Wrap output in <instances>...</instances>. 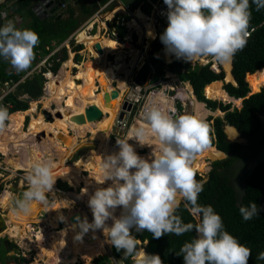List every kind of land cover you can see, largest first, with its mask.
<instances>
[{
  "label": "clouds",
  "instance_id": "obj_1",
  "mask_svg": "<svg viewBox=\"0 0 264 264\" xmlns=\"http://www.w3.org/2000/svg\"><path fill=\"white\" fill-rule=\"evenodd\" d=\"M164 3L168 26L160 40L166 53L189 63L211 58L222 66H231L237 52L247 45L252 4L257 11L264 9V0H164ZM39 42L35 31L19 28L12 20L0 26V58L17 72L31 67ZM11 118L8 108L0 106V134L7 131ZM141 121L126 138H116L118 152L102 158L95 181L98 185L111 183L97 187L89 196L93 220L76 218L77 223L70 226L79 229L74 240L82 242L90 230H102L107 243L118 252L123 250V260L131 259L133 264H163L159 255L148 254L139 247L140 241L132 235V229L147 230L154 238L195 231V238L185 242L177 253L183 256L184 264H249L251 249L225 229L213 206L198 202L203 183L197 181L192 165L209 147L207 124L192 115L174 116L158 106L146 107ZM152 138L158 142L159 151L152 152L151 159L140 156L129 143L135 140L141 147L151 146ZM54 172L51 161L31 164L25 177L27 189L10 198L14 215L28 216L34 205L48 207L47 194L52 192L58 177ZM82 194H87V189ZM182 204L193 216L200 217L198 223L184 222L178 214ZM118 208L119 217L115 215ZM260 211L255 202L239 206L245 221L257 217ZM60 220L66 218L61 215ZM108 221H112L111 225ZM257 259L264 261V252Z\"/></svg>",
  "mask_w": 264,
  "mask_h": 264
},
{
  "label": "trees",
  "instance_id": "obj_2",
  "mask_svg": "<svg viewBox=\"0 0 264 264\" xmlns=\"http://www.w3.org/2000/svg\"><path fill=\"white\" fill-rule=\"evenodd\" d=\"M38 1L5 0L0 3V10L6 8L9 11V15L15 16L17 18V27L32 29L39 35L38 48L42 50L43 55L48 53L44 48L45 45H50L52 42L61 45L64 41L69 40L71 50L75 51L74 61L77 63L81 61V55L78 50L82 47L79 44H73L72 36L80 30L83 23L89 21L99 6L105 4L108 0H66L64 1V6L58 10L51 13L49 9L41 14L37 12L35 7ZM120 1L130 4L131 9L145 2V0ZM112 4L114 2L110 3L108 7L111 8ZM250 10L251 36L246 47L242 51L237 52L232 62L231 72L235 83L228 81L222 84V88L230 97L241 100L240 107L234 106L231 101L223 102L206 97V86L212 81L223 80L225 76L221 68L215 71L210 67V63L191 64L182 59H176L175 55L172 54L170 62L165 63L161 60L155 66L153 65L155 71L154 74L150 75V78L151 82H156L164 77L165 71L171 72L180 81L189 83L196 100L202 102L206 109L211 111L218 109L222 112V115H209L207 117V120L210 121L208 124L209 146H214L216 150L224 152L226 156L222 159H215L210 163L207 178L203 182H201V175L195 174L197 181L203 183V191L199 194L198 202L201 205L213 206L214 210L222 217L225 229L238 238L241 244L251 249L252 255L249 264H264V261L257 259V255L260 252H264V207L261 205L262 184L260 181L264 174V163H257L251 172L245 176L242 194L238 198L231 184V171L236 158L245 147L239 142L229 140L224 130L225 125H230L236 128L242 136L248 138L260 137L264 143L260 120V113L264 108V9L257 11L255 4H252ZM2 25L3 21L0 20V26ZM114 28L119 38L126 34L124 25L114 23ZM164 31L163 25L157 27L158 35L161 36ZM135 39L136 35L133 34V40ZM151 49L155 50V52L158 51V47L155 44L151 46ZM50 58L53 60L51 69L53 72H57L61 62L66 61L68 58L66 48L62 47L58 52L52 54ZM56 58L59 60L56 61ZM37 61L35 54V60L32 65ZM44 70L45 68H42L41 71ZM20 76L14 75L9 63L0 58V80L12 77L17 82L20 80ZM138 79L141 82V78ZM43 81L42 73L33 71L17 83L14 92H10L4 97V104L9 103L11 105L9 107L5 106L12 117L8 127L13 126L19 113L25 111V114L30 115L27 111L29 101L36 100L42 95ZM249 81L257 84L258 91L251 92ZM21 94H26L27 98L20 99L18 96ZM27 120L28 116H25L24 122H27ZM202 161H205L204 165H201ZM206 164L207 158L200 154L193 161V171H203ZM56 187L62 191L71 190V186L60 179H57ZM251 202L257 203L261 211L257 217L245 221L239 213V206L241 204L247 206ZM178 214L182 216L185 223L191 222L195 224L200 220L199 216H193L190 211L185 210L183 204ZM132 235L141 244L145 242L144 250L147 253L159 255L163 264H184L183 256L177 253H179L185 242H190L195 238L196 233L193 231L182 236L163 235L160 238H154L152 233L147 230L136 232L135 229H132ZM38 236L39 233L37 238ZM10 251L12 253H9ZM111 254L115 259H120L125 264H133L131 259L123 260V250L118 252L112 245ZM91 259L88 261L89 264H113L108 254H99ZM35 262L36 258L33 254L27 257L13 241L8 240L6 237L0 238V264H34Z\"/></svg>",
  "mask_w": 264,
  "mask_h": 264
},
{
  "label": "bare ground",
  "instance_id": "obj_3",
  "mask_svg": "<svg viewBox=\"0 0 264 264\" xmlns=\"http://www.w3.org/2000/svg\"><path fill=\"white\" fill-rule=\"evenodd\" d=\"M138 15L140 18H143L144 20L143 15L141 14ZM129 23L130 25H133L140 32L141 29L135 23V21H130ZM85 30L77 32V40L85 43L84 45L87 46L89 54L93 56L92 60L87 59L83 61L81 64L77 65L70 58H68L63 63L60 73H58L55 76L49 77L50 80L47 86L48 97L46 96L43 98L44 99L43 107L47 108L50 102H56L59 99L61 100V98L65 100V97H69L68 100H65L66 107H60L58 110H56V111H60L61 113L60 118L54 117V120L52 122H47L43 119V117L40 114H37V116H33L31 118L28 131L34 134L37 133L38 131L45 130V134H47V132H53L54 135H56L57 133L60 132L66 136L65 143L69 142L70 145L67 148L65 154H61L58 151V155H59L58 160L55 161L50 155L51 153H49V151H52L53 149V147H51L50 144H49L50 146L47 147L48 148L47 154L51 157V162L55 170L54 174L56 176L65 179L73 186L79 185V183L82 180L84 181L83 189H87V194H82L81 192V194L77 196L82 197L84 201L86 199L87 201L85 202L88 203L89 196L94 193L97 187H107L111 183L110 181H107L103 185H98L95 181V178H98L100 174V164L102 163V158L105 157L106 155H110L119 151L118 146L116 144L115 145L111 144L110 140L108 139V132L111 129L113 119L115 118L117 113V107L119 105V100L121 98V92H119V95L116 98L115 106L106 107L104 106L102 99V95L104 91L101 89L102 92L95 94L93 93V91L96 89L95 82L96 80H98L99 84L100 83L102 84V85L100 84V87L105 86L108 90H110L112 87L111 83L113 81H117L118 88H120V91H123L126 88L125 77L119 76L118 73H120L121 71L128 73V71L130 70V69L128 70V65L134 63L138 51L137 49L134 48L131 49L132 47H130L128 51L124 52L117 45L115 39L106 36H99L97 34L90 36V34H88ZM145 32H146L145 34L146 38L151 39L155 37L152 22L145 21ZM105 38L107 39V42L104 41ZM111 40L114 42H111ZM94 42H99L101 44L102 53L99 54L91 48V45ZM107 43H109V50L111 52H115L116 50H118L117 53H115L116 55L114 54L116 57V59L114 58L115 62L104 60L105 54L107 52V48H106ZM125 55H128V57H130V61H129L130 63L127 62L126 60L124 61ZM163 55H164L163 58L166 61L170 62L171 54L166 53L165 46H164ZM73 65L74 66L77 65L76 67L78 68V73L75 74L70 73V70L68 68L72 67ZM230 67L231 66L222 67L225 75L224 76L225 80H231L227 78V76H229L230 78L229 75ZM75 79H80V82L75 81ZM248 84L251 92L257 91V84H255L253 81H249ZM187 86L188 88L190 87L189 83L187 84ZM190 89L191 87L189 88V92H190V98L192 99L191 101L193 107L197 109L196 113L198 115L197 116L198 119H201L202 114L199 112L198 108L203 104L202 102L196 100L195 96L193 95ZM205 95L208 98H214V99L220 98L222 100L237 101L238 103L241 102L240 99L232 98L226 93V91L221 86V80H216L209 83L205 88ZM92 102L96 103V105L101 109L102 113L104 114L100 120L85 121L84 123H79V124L74 123L72 122V120H70L71 115L83 113L84 108L89 103ZM80 109H82L83 111L80 112ZM28 110L32 113L36 112L35 100H32L30 102V108ZM22 121H23V113H19L15 118V123L13 124V126L8 127L7 131L4 134H0L1 151H3L2 149L5 144V138L9 136L8 134H10V136L14 134L15 136L17 135L20 137L26 135V133L22 131ZM139 124H141V120H135L128 129L127 135L132 130V128L138 126ZM68 129L74 131L73 136L68 134ZM87 129L90 131L93 137H95L98 140L96 146L93 148L95 150L87 149L86 152L82 156H80L76 161L72 163H67L66 158L68 157V155H71V153L74 150H76L80 144L84 143V141L79 140L80 141L79 142L77 139L81 137L87 131ZM225 131L227 133V136L230 137L231 139L235 137L237 132V130L230 125L225 126ZM240 137L241 136L238 133V135L234 139L236 140L239 139ZM55 139L58 140L57 137ZM129 143L134 145L136 151L138 149L146 148V150L149 153L152 145L158 147V142L155 140V138H152L151 146L145 145L141 147L135 140H130ZM35 154L36 153L33 151L29 153L30 156H33L32 157L33 161L31 160L25 162L24 166L26 168L28 166H31L32 163L40 161V157H36ZM201 154L210 160L218 159L224 155L223 152L216 150L214 146H209L207 150L202 152ZM140 156L146 159H151L152 157V155H143V154ZM204 164L205 161L201 165ZM13 166L15 168L17 167L20 168V166H23V164L14 162ZM81 166H85L89 170V174L85 177H81L80 175ZM4 195L5 197L2 194H0V205L4 203V199H6V197L8 196L6 192ZM57 201H58L57 204L45 208L43 207L41 209H39V207H35L34 205L31 214L28 216L13 215V212L11 211L9 215L13 221V225L11 224V222L9 223V225H11V227H9L10 235L19 234L20 236H22L23 226L27 222L41 221L44 220L46 216H47L46 218L52 219L51 222L55 224L60 218V216L63 215L61 213V207H65V204L67 203L68 199L66 195L59 194L57 195ZM40 210H43L46 213V215L44 218L39 219V217H37V214ZM120 214H121V209L118 208L115 215L119 217ZM80 216H81L80 218L87 217L88 221H91V219H93V214L89 207L88 210L86 211L83 210V208H81ZM66 223L67 226L69 227L71 226L69 217L67 218ZM108 223L109 225H111L112 221H108ZM5 224H6V220H5ZM69 231L67 229H63L60 232H56L55 230H52V232L48 233V238L43 237L44 235L42 234L43 236H41L40 238L41 243L38 251V255L42 258L43 261L42 264H74L78 260V258L83 261V264H89L88 261L90 258L100 253H104L108 249L109 243H107L106 237L102 230H96L95 232L90 230L88 233L84 235L82 242L75 241L74 240L75 235L72 233V229Z\"/></svg>",
  "mask_w": 264,
  "mask_h": 264
},
{
  "label": "rangeland",
  "instance_id": "obj_4",
  "mask_svg": "<svg viewBox=\"0 0 264 264\" xmlns=\"http://www.w3.org/2000/svg\"><path fill=\"white\" fill-rule=\"evenodd\" d=\"M150 9H151V4L147 3V2H146V4H144L141 7V11L143 13H148L150 11ZM107 10H109V8ZM115 10H117V11H119V13L123 14V10L119 7V4L117 5V8ZM81 26H82V28L78 32L82 31L83 29L84 30L86 29L85 31L88 34H90V36L91 35H96V34L99 35L96 23H95V25H93V27L91 29H90V24L85 25L83 23ZM92 31H94V33H92ZM145 34H146V32H145ZM157 38H158V40H157ZM149 40L151 41V43H150V47H151V45H153L152 42L160 41V37L157 36L154 39H149ZM111 42H114V41L111 40ZM137 42L135 40L133 41V46L134 47H132L131 49H133V48L134 49H136V48L137 49H141L142 48L141 47L142 44L144 45V43H145V42H142L141 44H139L138 37H137ZM106 48H107V52L106 53L111 52L109 50V43H107ZM122 50H125V49H122ZM86 51H88V48L86 49ZM117 51L118 50H116L115 52H111V53L115 54V53H117ZM141 51H142L141 52L142 54H145V48L144 47L141 49ZM113 54H109V56H108L109 59L108 60H110V61L113 60ZM92 57L93 56H91V54L85 55L83 53V51H82V53H81V61H79L78 63L76 62L75 64L79 65V64H81L83 61H85L87 59H91L92 60ZM115 59H116V57H115ZM111 62H115V60H113ZM149 62H150V64L154 65V64L157 63V60H155L154 57L151 56V58L149 57ZM62 66H63V64H61V68L59 69V72H57V74L60 73V71L62 69ZM70 68L71 67H69L68 69L70 70ZM220 68H222L221 65H219V69ZM74 69H76V70L74 71ZM70 73L71 74L78 73V68L77 67H73V70L72 71L70 70ZM119 76H124L125 77L126 76L125 72L121 71ZM227 78L230 79L229 76H227ZM116 82H113V84H112L114 87H116ZM223 82L224 81L221 80V86H222ZM95 84H96V89L97 88L98 89L97 90L95 89L93 91V93L95 94V93L102 92L101 89H100L101 88L100 87L101 83L99 84V82L97 80L95 82ZM145 85H146V83L145 84L143 83V86H145ZM177 86L179 88L178 89L179 92L182 93V95L180 96V99L185 101V105H184L185 107H183V110H181L179 112V115H192V116L197 117L198 116L197 113H196L197 109L193 107V104H192V101H191L192 99L190 100V93L185 88V84L182 85V86H184L185 89H181L179 84ZM149 89H150L151 92L150 91L146 92V99H144L142 101V103H140V105L138 107H136V105H135V107H133V109H132L131 114L128 116L127 120H128L129 127L122 131L123 139L126 138L128 129L130 128L132 123L135 120H141V113L143 111L141 113H139V110L142 109V107L144 106L145 102H146V104H145L146 106H150L151 103H153L154 100H155V103H158V101H160L162 103L167 102V99L161 93V91H159L157 89V86L156 87H150ZM257 91H258V86H257ZM46 96L48 97L47 94L44 96V94L42 93V95L38 99L35 100L36 105H37L35 113H32L29 110H27V111L30 113V115L25 114V111L22 112L23 113V120L25 119V116H28V120H27V122H24V127L22 128V131L24 133H26V135L20 137V136H17V135L15 136L13 134L11 136H14V137H11L10 134H8L9 136H7L5 138V144H4V147L2 149L3 151L0 150V161L3 164L7 165L9 167V169H10V171H3L2 175L0 176V181H1V183H0V194H2L5 197L4 194L6 192L7 195H8L6 197V199H4V203H2L0 205V213L3 215V217L6 220V226H5V229L3 230V232L0 234V238L6 237V238H8V240L13 241L21 249V251L26 254L27 257H30L33 254L34 257L36 258V262L34 264H42L43 263L42 258L38 255L39 246H40V243H41V239H40L41 236L44 235L43 237L48 238V233L52 232V230H55L56 232H60L63 229H67L68 231L71 230L72 228L70 229V227L67 226V223H66L67 218L69 217V220H70V216L73 213H75V212H79L80 213V209L81 208H83V210H85V211L88 210V207H87L88 203L85 202L87 200L85 199V201H84V199H82V197H78L77 196V195H80L81 192H82V189H83V186H84V181L82 180L79 183V185L73 186L68 181H66L65 179H63L61 177H58L57 179H60L62 181H66L71 186V190L62 191V190H60V189H58L56 187V183H55V185L53 186L52 192L47 194L48 198L50 200V204L48 206L55 205V204L58 203L57 195H59V194L66 195L67 199H68L66 204L67 205L69 204V206L67 207V205L65 204V207H61V213L66 218V220L65 221H61L60 218H59L58 221L55 224H53V222H51L52 219H48V218H46L47 217L46 216L44 218V220H41V221L27 222L23 226V235L22 236H20L19 234L10 235V233H9L10 232V228L9 227H11V225H9V223L11 222V224L13 225V221H12L10 215H9L10 212L12 211V207L10 205V198L13 195H19L22 191L27 189V183H26L25 177H26L27 171L30 168V166H28L26 168L24 166V164H25V162H28V161H31V160L33 161V159H32L33 156H30L29 153L32 152V151L35 152L36 153L35 156L36 157H40V161H51V157L47 154V150H48L47 147L51 145V147H53V149H52V151H49V153H51L50 155L52 156V158L55 161H57L58 160V156H59L58 155V151L61 154H65V152L67 151V148L70 145L69 142L65 143V142L62 141V139H59L56 135H54L53 132H47V134H45V130L37 132V135H38L37 141H33V139L30 136V135H33V133H30L28 131V127H29L30 120H31V118L33 116H37V114H40L45 121L52 122L54 120V117L60 118V116L56 115L55 111L58 110L60 107H66L65 100L69 99V97H65V100H63V98H61V100L60 99L57 100L58 102L57 101L56 102H52L50 107L45 108V107H43L44 106V99L43 98L46 97ZM123 99H124V97H123ZM215 99L221 100L223 102L231 101V100H222L220 98H215ZM80 100H79V102H80ZM30 102H29V108H30ZM231 102H232V104L234 106L240 107V103H238L237 101H231ZM120 107L121 106H120V103H119V105L117 107V111L120 109ZM43 109H47V110L51 111V113H52L51 117L45 116V114L42 112ZM198 109H199V112L202 114L201 120H203L207 124V126L210 123V121L207 120V117L209 115H212V116L222 115V112L219 111L218 109H216L214 111L206 109L204 104L202 106H200ZM82 111L83 110L80 109V112H82ZM260 120L264 121V113H263V111L260 113ZM72 122H74V121H72ZM74 123H76V122H74ZM141 123H142V121H141ZM22 124H23V121H22ZM77 124H79V123H77ZM262 131H263V129H262ZM42 132H44V134H42ZM34 134H36V133H34ZM68 134L73 136L74 135V131H72L71 129H68ZM56 137H57V139L60 142L55 139ZM86 138H95V137H93V135L90 133V131L88 129L77 140L78 141L79 140L80 141H84V139H86ZM227 138H230V137L227 136ZM231 140L235 141V142H239L242 145H244V147H245V149L242 151V153L236 158V160H235V162L233 164V167H232V171H231V184H232V186L235 189L236 196L239 198L241 196V194H242L243 179L245 178V176L251 172L252 168L257 163H259V162L264 163V143L262 142L260 137L248 138V137L241 136L239 139H236V140L235 139H231ZM68 141H69V139H68ZM61 142L63 143V146H62V144H60ZM110 142L113 145L116 144V143H114L112 141H110ZM82 145H84V143L80 144L79 147H81ZM13 148H19V152H20L19 155H14L13 156V150H12ZM87 149L95 150L93 148H86L84 150H78V148H77L76 152L73 154L72 158L71 159L67 158L66 162L67 163H72L70 161H73V162L76 161L80 156H82L86 152ZM158 151H159V149L155 145L151 146L150 153L146 150V148L145 149L142 148V149H138L137 150L139 155H142V154L143 155H152V152H155V153L158 154ZM68 157H69V155H68ZM224 157H225V155H223L222 157H220L218 159H222ZM21 159L23 161H21ZM213 160L214 159H212V160L207 159V164L205 166V169L203 171L194 172L197 175H201V177H202V181L201 182L206 180L207 173H208V171L210 169V163ZM14 162H18L19 164H23V166H20V168H18V167L15 168L13 166ZM203 163H204V161L201 162V164H203ZM13 169H24V170H21V172H20L21 175L20 176L13 177V176H10V174H12L11 170H13ZM88 174H89V170L85 166H81V169H80L81 177H85ZM13 179H15L16 182H18V183L14 184ZM260 181H261V184H262L261 205L264 207V174L262 175ZM12 187H15V189L12 190ZM35 207H39V209H41L44 206L43 205H40V206L39 205H35ZM81 219H83V218H81ZM92 220L93 219H91V221H89V222H92ZM70 222H71V225H74V224L77 223V221L73 222L71 220H70ZM78 231H79L78 228H76L75 230L72 229V233L74 235H76V233ZM69 232H71V231H69ZM38 233H39V236L37 238V234ZM144 246H145V242L142 243V244L141 243L139 244V247H141V248H144ZM9 253H12V251H10ZM100 254H108L110 256L111 262L113 264H125L120 259H115L113 257V255L111 254V245L110 244L108 246L107 251L104 252V253H100ZM95 256H97V255H95ZM95 256H93V257H95ZM91 261H92V259H91ZM79 262L81 264H83V261L80 260L79 258L74 264H77Z\"/></svg>",
  "mask_w": 264,
  "mask_h": 264
},
{
  "label": "built area",
  "instance_id": "obj_5",
  "mask_svg": "<svg viewBox=\"0 0 264 264\" xmlns=\"http://www.w3.org/2000/svg\"><path fill=\"white\" fill-rule=\"evenodd\" d=\"M48 1L49 0H43L41 2V0H39L35 4V7L38 4L41 5V7L37 10V12L39 14L44 13L45 11L51 9V6H49V7L45 6V4ZM114 1L120 2L119 7L123 11L130 12V10H131L130 4L122 3L120 0H108L105 4L100 5L99 8L97 9V11L95 13H93V15L90 17L89 21H87V23H84V24L85 25L90 24V29H91L93 27V25H95V23H96L99 35L100 36L106 35V37H110V38L115 39V41H116L117 45L120 47V49L121 50L125 49V50H122L125 52V51H128L130 47H134L133 46L134 40H133L132 33H133V31H135V29L133 28L132 25H129V23H128V20H131V18H129L128 20H125L123 18H116L113 15L114 11L112 9L107 10L109 8L108 7L109 4L113 3ZM147 1H148V3L151 4L150 13L148 16L153 20L154 25H156V26L163 25V27L166 29L168 26V20H167V15H166L168 9H167V5L164 3V0H154V1L147 0ZM63 6H64V3H62L60 7H63ZM0 20L3 21V24L6 23L8 20H12L17 26V23H16L17 18L13 15L12 16L9 15V11L6 8L0 10ZM114 22L120 23L121 25H124L126 27V34L124 36H122V38H119L117 36V31L114 28ZM111 23L113 24L112 27H110ZM81 28H82V26L80 27V29ZM77 32L72 36L73 44L74 45L79 44V45H81V47H83V49H86V46L84 45V43L77 40ZM95 43L96 42H94L91 45V48L99 54L102 53V52H98L96 50V48L94 47ZM100 46H101V44H100ZM38 47H39V44L35 48V54H36L38 61L34 65H32L29 69L22 71V73L19 74V72H17L16 70H14L10 66V68L12 69V73L14 75H21L20 80H18L16 82L12 77L5 79V80H0V106H8V107L11 106L9 103L4 104V97L8 93L14 92L17 83L19 81L23 80L27 75H29L33 71L41 72L43 77H44L42 91H43V94L45 96L48 93L47 86L49 83V77L57 75V72H53L51 69V66L53 64V60L50 57L55 52H58L62 47L66 48L68 54L71 55V60L74 61L75 51L71 50V44H70L69 40L64 41L61 45H57L54 42H52L50 45H45L44 48H45V50L48 51V53L46 55H43L42 50ZM101 49H102V47H101ZM80 50H78V53L80 52ZM137 51H138L137 57H136L133 64L128 65L129 68L131 67L132 69H134V68L138 69L144 63H149V55H147V54L142 55L141 49H137ZM109 54H113V53H111V52L106 53L105 54L106 60L109 59L108 58ZM114 58H115V55L113 54V60H114ZM58 60L59 59L56 58V61H58ZM113 60H111V61H113ZM125 60L127 62L130 61V58L128 57V55H125L124 61ZM108 61H110V60H108ZM61 63H63V62H61ZM194 63H200V64L210 63V67L213 70H215V71L219 70V64H217L211 58L200 59L198 61L192 62L191 64H194ZM150 65H151V73L150 74H147V73L143 74L141 76V82L137 83L135 80H132V82L130 84H128V85L126 84V88L123 91H120V88L116 87L118 89V91L121 92V98L120 99L122 100V103L126 102L127 104H130V107H128V106H126L125 108L120 107V109L117 111L118 113H116V116L113 119L111 129L108 132V139L114 143H116V138L123 139L122 131L129 127L128 120H127L128 116L131 114L134 105H140V103H142V101L144 99H146V92L150 91V89H149L150 87H156L157 86V89L159 91H161L165 95H171L172 98L178 97V96H176L177 93L179 92V90H178L179 88L177 86L178 84L180 85L181 89H185L184 86H182L184 83L182 81H180L178 79V77H175V79L174 78L168 79L169 77H163L162 79H159L156 82H151L150 75L154 74L155 70H154V66L152 64H150ZM73 67H76V66H72L70 68L71 71L73 70ZM42 68H45V70L41 71ZM143 83L144 84L146 83L147 86L146 85L143 86ZM171 92H173V94H170ZM18 97L20 99L21 98L24 99V98H27V95L21 94ZM123 97H124V99H123ZM51 103L52 102H50L48 107L51 106ZM182 104H183V102H182ZM36 107H37V105H36ZM141 111H143V110H140L139 113H141ZM168 112L174 116L179 115L178 109H176V108L169 109ZM119 113H123V116L121 118L118 116ZM23 127H24V120H23L22 128ZM30 136L33 139V141H37V133L30 135ZM60 144L63 145L62 142ZM12 150H13V156L19 155V153H20L19 148H13ZM75 152H76V150H74L71 153V155H69V157H67V158L71 159ZM67 158H66V161H67ZM21 161H23V160L21 159ZM70 162H73V161H70ZM21 170H24V169H13V170H11L12 174H10V176H13V177L20 176ZM3 171H10V169L7 165L3 164L0 161V176L2 175ZM13 181L16 182L15 179H13ZM0 183H1V181H0ZM16 183H18V182H16Z\"/></svg>",
  "mask_w": 264,
  "mask_h": 264
},
{
  "label": "water",
  "instance_id": "obj_6",
  "mask_svg": "<svg viewBox=\"0 0 264 264\" xmlns=\"http://www.w3.org/2000/svg\"><path fill=\"white\" fill-rule=\"evenodd\" d=\"M4 0H0V3H2ZM43 0H41L42 2ZM64 1L66 0H49L45 6L46 7H49L51 6V9H50V12H54L56 10L59 9V7L61 6L62 3H64ZM41 7L40 4L36 5V9L38 10L39 8ZM113 24H110V27H112ZM155 46H157L159 48V50L157 52H155V50H151V54L154 55V58L157 59L159 57V54H162L164 52V44L159 41V42H155L154 43ZM94 47L96 48V50L98 52H102V49H101V46L98 42H96L94 44ZM231 68H232V64H231V67H230V72H229V75H230V79L231 80H225L223 78L222 81L224 82H228V81H231L232 83H235V79L232 75V72H231ZM222 69V68H221ZM223 70V69H222ZM224 72V71H223ZM150 74L151 73V65L149 63H144L141 67H139L137 70H136V73H135V81L137 83H139V79L143 74ZM75 81L77 82H80V79H75ZM264 85V84H263ZM262 85V86H263ZM98 87V86H97ZM261 88V87H260ZM259 88V90H260ZM98 89V88H97ZM96 89V90H97ZM100 89H102L104 91L103 95H102V99H103V104L104 106H107V107H113L115 106V103H116V98L118 97L119 95V91L116 87L112 86V88L110 90H108L105 86H102ZM256 92V91H255ZM207 97V96H206ZM230 102V101H228ZM126 106L130 107V104H127L126 102H123L121 104V107L122 108H125ZM220 111V110H219ZM45 116L47 117H51L52 113L51 111L47 110V109H43L42 111ZM56 115L57 116H60L61 113L60 111H56ZM103 116V113L101 111V109L96 105V103L92 102V103H89L85 108H84V111L83 113H78V114H73L70 116V120L76 122V123H84L85 121H97L99 120L101 117ZM120 118L123 116V113H119L118 115ZM227 126V125H225ZM225 126H224V130H225ZM236 129V128H235ZM238 132V131H237ZM226 133V131H225ZM239 133V132H238ZM42 134H44V132H42ZM227 134V133H226ZM240 136H242L240 133H239ZM56 136L59 138V139H62L63 142H65V135H63L62 133H57ZM244 137V136H243ZM37 139H38V135H37ZM229 140H231L230 138H228ZM97 139L96 138H86L84 139V145H82L81 147H78V150H84L86 148H94L97 144ZM232 141V140H231ZM224 153V152H223ZM224 155L226 156V154L224 153ZM215 160V159H214ZM14 184H16V182H14ZM15 187H12V190H14ZM42 205V204H41ZM46 215V213L43 211V210H40L37 214V217L39 218H44ZM77 217H81L80 216V213L79 212H75L73 213L71 216H70V220L71 221H77L76 218ZM6 224H5V218L3 217V215L0 213V234L3 232L4 228H5Z\"/></svg>",
  "mask_w": 264,
  "mask_h": 264
},
{
  "label": "crops",
  "instance_id": "obj_7",
  "mask_svg": "<svg viewBox=\"0 0 264 264\" xmlns=\"http://www.w3.org/2000/svg\"><path fill=\"white\" fill-rule=\"evenodd\" d=\"M146 2L148 3V1L147 0H145V2H143V3H140L137 7H135L134 9H131L130 10V12H125V11H123V14L122 13H119V11H117V10H115L116 8H117V5L120 3V2H118V1H114V4H112V7L111 8H109V10H114V12H113V15H114V17H116V18H123V19H125V20H128L129 18H131V20H128V23L130 22V21H135V23L140 27V32L133 26V28L135 29V31H133V33H132V36H133V34H135L136 35V39H135V41L137 42V37H138V41H139V44H141L142 42H145L144 43V45L142 44V48L144 47L145 48V54H142V55H149V57L151 58V56H153L154 57V55L153 54H151V47H150V43H151V41L149 40L150 38H146L145 37V21H150V22H152V26H153V30H154V34H155V37H160V35H158L157 34V27L158 26H156V25H154V23H153V20L148 16L149 15V13H150V11L148 12V13H143L142 11H141V7L144 5V4H146ZM137 12H138V14H141V15H143L144 16V20H143V18H140L139 17V15L137 14ZM126 17V18H125ZM143 22H144V24H143ZM115 23V22H114ZM112 24V23H111ZM129 25H130V23H129ZM137 30V31H136ZM155 37H153V38H151V39H154ZM104 41L105 42H107V39L105 38L104 39ZM161 41V40H160ZM156 42H159V41H156ZM138 43V42H137ZM155 42H152V44H154ZM146 44V45H145ZM152 46V45H151ZM141 48V49H142ZM86 49H87V47H86ZM86 49H83V47L81 48V50H80V52H79V54L81 55V53H82V51H83V53L85 54V55H87V54H89V52L88 51H86ZM158 50H159V48H158ZM68 53V52H67ZM164 53V52H163ZM163 53L162 54H159V57L157 58V59H155V60H157V62H159V61H161V60H163L165 63H168V61H166L163 57H164V55H163ZM70 57V59H71V55H68V58ZM67 58V59H68ZM66 59V60H67ZM171 59H172V54H171V57H170V61H171ZM104 60H106V59H104ZM63 63H64V61H63ZM63 63H61V64H63ZM74 63H76V62H74ZM150 63V62H149ZM157 64V63H156ZM155 65V64H154ZM74 66V65H73ZM61 68V65H60V67L58 68V70H57V72H59V69ZM130 69V70H129ZM128 70H129V72L126 74L125 73V82H126V84L128 85V84H130L131 82H132V80H135V73H136V70H137V68H134V69H132L131 67L130 68H128ZM124 72V71H123ZM164 77H169L168 79H175V77H177L175 74H173V73H171V72H168V71H165V74H164ZM141 78V77H140ZM97 81V80H96ZM113 82H116V81H113ZM113 82L111 83V86H113L112 84H113ZM184 84H185V88L189 91V88L191 87H189L188 88V86H187V84H188V82H183ZM116 87H118V85H117V82H116ZM112 88V87H111ZM191 91H192V89H190ZM162 93V92H161ZM190 93V92H189ZM163 94V93H162ZM170 94H173V92H171ZM164 96H165V98L167 99V102H165V103H162V102H160V101H158V103H155V100L153 101V103H151V105L150 106H146L145 104H146V102H145V104H144V106L142 107V109L141 110H144L146 107H151V106H158V107H163L166 111H168L169 109H173V108H176V109H178V112H180L181 110H183V107H185L184 105H185V101L184 100H182V99H180V96L182 95V93L181 92H178L177 93V95L176 96H178V97H176V98H172L171 97V95H165V94H163ZM190 100H191V98H190ZM182 102H183V104H182ZM119 103H120V106H121V104H122V100L120 99L119 100ZM139 105H136V107H138ZM134 107H135V105H134ZM182 107V108H181ZM140 111V110H139ZM24 112V111H23ZM142 112V111H141Z\"/></svg>",
  "mask_w": 264,
  "mask_h": 264
},
{
  "label": "flooded vegetation",
  "instance_id": "obj_8",
  "mask_svg": "<svg viewBox=\"0 0 264 264\" xmlns=\"http://www.w3.org/2000/svg\"><path fill=\"white\" fill-rule=\"evenodd\" d=\"M263 113H264V108H263ZM261 129H263V135H264V121L261 120ZM60 142V141H59Z\"/></svg>",
  "mask_w": 264,
  "mask_h": 264
}]
</instances>
